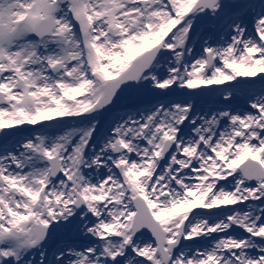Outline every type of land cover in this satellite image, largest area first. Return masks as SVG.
I'll return each instance as SVG.
<instances>
[{
	"label": "snow or ice",
	"instance_id": "obj_1",
	"mask_svg": "<svg viewBox=\"0 0 264 264\" xmlns=\"http://www.w3.org/2000/svg\"><path fill=\"white\" fill-rule=\"evenodd\" d=\"M0 264H264V0H0Z\"/></svg>",
	"mask_w": 264,
	"mask_h": 264
}]
</instances>
